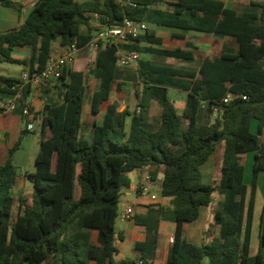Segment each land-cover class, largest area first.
<instances>
[{"label": "trees", "instance_id": "1", "mask_svg": "<svg viewBox=\"0 0 264 264\" xmlns=\"http://www.w3.org/2000/svg\"><path fill=\"white\" fill-rule=\"evenodd\" d=\"M131 1L137 6L122 7L116 0H37L17 28L0 31V60L26 66L12 52L31 47L30 71L43 70L58 38L66 47L76 44L78 48L92 39L90 21L96 15L108 25L127 17L218 38L231 36L235 45H226L221 57L203 58L199 78L195 71L139 60L144 86L129 131L125 130L128 112L110 105L103 122L94 123L90 141L81 136L87 80H98L92 107L97 116L117 78L116 49L100 46L86 72L66 68L56 82L62 102L46 106L36 170L31 175L33 194L19 199L14 224L17 146L0 165V264H136L115 260L116 241L123 239L116 236L115 224L122 191L131 184L129 174L148 167L153 180L162 176V197L170 199V205L153 204L145 215L135 217L147 234L145 241L135 244L142 264L156 257L162 220L177 225L168 264H264V208L260 249L251 253L258 176L264 171V142L259 137L264 127V1H253L252 10L241 13L226 8L222 0H178L169 3L172 12L149 8L164 0ZM0 5L20 14L24 8L12 0H0ZM83 25L89 28L84 36ZM143 41L161 44L154 31L147 30L126 48L175 59H200L190 50L140 47ZM19 84L21 79L0 75V95L12 97V88ZM169 88L189 91L187 127L172 104ZM30 91L26 86L24 99ZM229 92L248 99L224 104L222 99ZM150 100L162 106L161 125L155 131L149 123ZM203 102L207 103L205 111ZM213 108H219L221 115L210 122L206 113ZM253 118L260 121L258 134L250 129ZM220 143L225 144L221 179L213 186L204 183L201 167ZM249 152H255V160L252 183L247 186L244 172ZM216 191L223 196L215 212L220 234L209 244L195 245L187 240L184 225L199 218ZM92 230L98 231L96 243L91 241Z\"/></svg>", "mask_w": 264, "mask_h": 264}, {"label": "crops", "instance_id": "2", "mask_svg": "<svg viewBox=\"0 0 264 264\" xmlns=\"http://www.w3.org/2000/svg\"><path fill=\"white\" fill-rule=\"evenodd\" d=\"M24 6L22 13L11 7H5L0 5V31H9L17 28L22 20L32 11L34 3L37 0H12ZM79 3L92 2L94 0H76ZM225 3V7L228 9L236 10L238 13L244 11H251V4L253 1L264 0H222ZM178 0H164L162 2L154 3L149 6L151 9H157L161 11L172 12L173 8L169 3H175ZM145 22V21H143ZM148 25V30H153L155 35L161 39V44L152 45L148 42H140V47L163 48L166 50H190L198 58L194 61L175 59L173 57L162 56L158 54H146L140 53V60H148L156 65L171 66L178 69H184L189 71H195L198 74V78L201 68V61L206 57H221L223 49L226 45H235V39L231 36H225L218 38L210 33H204L195 30H187L178 27H170L160 25L156 23L145 22ZM102 22L99 16H94L90 21V29L92 30V36L94 37ZM89 28L85 25L81 27V34L87 35ZM145 34V33H144ZM143 34V35H144ZM92 37V38H93ZM92 40V39H91ZM90 40V41H91ZM89 41V42H90ZM89 42L79 48L76 55L74 66L71 68L76 71L86 72L89 66L95 61L97 52H94L89 47ZM230 47V46H229ZM66 46L62 43V38H58L53 43V53L61 55L65 52ZM34 55V50L31 47H18L12 52V56L19 60H25L27 65H23V69L18 76L11 74L0 75L22 78L25 72L30 71L31 60ZM0 63L2 61L0 60ZM2 65V64H0ZM117 78L114 81V87L111 92L109 100L105 101L100 113L95 116L93 107V95L98 87V80L94 77H89L86 85V93L83 104V129L81 136L86 141L91 140L92 132L94 129V123H102L110 105H116L120 112L127 111L126 117V132L129 131L131 123V115L135 113L136 108L140 101L139 93L141 92L144 82L139 75V65L130 69L118 68ZM189 91L169 88V96L178 114L183 118L184 127H187L188 120L185 117V111L187 107V97ZM7 98L0 95V101H6ZM25 101L30 105L31 110L34 112L33 116H27L23 114L24 106L21 101L18 102L15 111H3L0 113V165H4L9 157L10 151L17 146L15 152V164H16V186L12 193L16 199H22L25 195L33 194V185L31 182V175L36 170L31 167L30 163L26 162L27 146L30 145L33 151V160L35 164L36 156L40 148V139L34 140L30 137L31 134H35L40 137L44 117L46 115V106L52 102H62L59 98V90L56 88V82L44 88H32L30 94ZM207 103L203 102V110L205 111ZM149 123L153 131L157 130L161 125L162 106L156 100H150L149 102ZM207 119L210 122H214L217 117H220L221 110L219 108H213L206 113ZM34 122L35 128H30V124ZM260 121L256 118L251 120V132L258 134ZM260 140L264 142V127ZM19 144V146H18ZM225 144L220 143L216 151L210 156L208 161L201 167V174L204 183L213 186H218L217 181L221 179V164L224 155ZM255 160V152H249L245 156V172L244 183L250 186L252 183L253 166ZM150 168L143 170H136L131 173L137 172L135 179L129 174L131 184L129 187H125L122 191V198L119 206L118 218L115 224L116 236H123V239H117L116 247L118 249L115 255L116 261H133L136 264L141 262V253L135 248L137 242H143L146 240V228L136 223L135 217L137 215H145L148 211V207L153 204L170 205V199L159 196L158 201H152L151 195L161 192L162 176L159 175L156 180L148 183L149 187H155L156 190L150 194H139L138 186L140 182L144 181V178L149 174ZM258 189L256 195V204L259 197L262 199L264 208V171H261L258 176ZM218 192V191H216ZM77 195L80 191L77 187ZM219 198L210 206L202 207L200 210L199 218L184 225V234L187 240L195 245L209 244L214 238L220 234V226L215 223V212L218 209L219 202L223 199V196L218 192ZM16 205V203H15ZM128 206L134 208V216L131 218H123L120 216ZM15 208V206H14ZM256 211V207H255ZM17 219V217H16ZM16 222V221H15ZM14 222V223H15ZM255 222V221H254ZM12 223V224H14ZM254 228V227H253ZM177 225L174 222L162 220L159 224V237L158 248L155 259L150 264H168V256L170 248L173 243L171 239L174 238ZM98 240V231H91V241L96 243ZM252 246V244H251ZM257 254V253H256ZM91 264H94L91 262Z\"/></svg>", "mask_w": 264, "mask_h": 264}, {"label": "built area", "instance_id": "3", "mask_svg": "<svg viewBox=\"0 0 264 264\" xmlns=\"http://www.w3.org/2000/svg\"><path fill=\"white\" fill-rule=\"evenodd\" d=\"M102 2L104 0H101ZM122 7H136V3L131 0H116ZM148 30V25L143 21L129 19L124 17L123 21L116 25H108L102 23L99 27L97 34L89 42V47L94 51L98 52L100 46H110L116 49L117 66L123 69H130L135 67L140 60V53L134 49H127L128 45L135 43L137 38L143 35ZM79 48L76 44L66 47V50L61 55L51 54L47 61V64L43 70L28 71L22 75L21 84L12 89L15 90V95L8 98L5 102L0 101V108L4 111L13 112L16 110L18 102L22 101L24 110L23 114L27 116H33V111L30 105L25 101L23 97L24 89L26 86L30 88H44L52 83L57 82L63 71L68 68L71 69L76 60V55ZM242 98L247 100V96H240L233 93H227L222 99L224 104H229L232 101ZM35 128V123L32 122L29 126ZM150 174H147L143 182H140L138 186L139 194L143 195L150 191L148 183L153 182ZM159 195L154 193L151 195L152 201H158ZM123 218H131L134 216V208L128 206L125 211L120 214ZM171 243H174V238L171 239ZM142 264V263H140Z\"/></svg>", "mask_w": 264, "mask_h": 264}, {"label": "rangeland", "instance_id": "4", "mask_svg": "<svg viewBox=\"0 0 264 264\" xmlns=\"http://www.w3.org/2000/svg\"><path fill=\"white\" fill-rule=\"evenodd\" d=\"M0 64H2L0 65V73H3V74H11L14 76H18L23 69L22 64H12L8 62H2ZM30 137L34 140L40 139V137L36 136L35 134H31ZM26 159H27L26 162L30 163L31 167L35 169V164L33 160V151L30 145L27 146ZM136 176H137V172L131 173V177L133 179H135ZM219 181L220 180L217 181V184H219ZM155 190H156L155 187H150V193L154 192ZM150 193H147V194H150ZM30 197L31 195L28 194V195H25L23 198L29 199ZM218 198H219L218 192H214V194L212 195L213 204L216 202ZM19 210H20L19 198L16 197V205H15L13 216H12V223L16 221V217L19 214ZM262 210H263L262 199L259 197L257 204H256V211H255V222H254L252 246H251L252 255H255L260 249L259 231H260V217H261Z\"/></svg>", "mask_w": 264, "mask_h": 264}, {"label": "water", "instance_id": "5", "mask_svg": "<svg viewBox=\"0 0 264 264\" xmlns=\"http://www.w3.org/2000/svg\"><path fill=\"white\" fill-rule=\"evenodd\" d=\"M22 21H23V20H22ZM159 196H160V197H162V196H163V193H162V192H160V193H159Z\"/></svg>", "mask_w": 264, "mask_h": 264}]
</instances>
